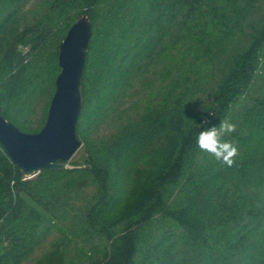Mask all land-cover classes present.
<instances>
[{
  "label": "trees",
  "instance_id": "1",
  "mask_svg": "<svg viewBox=\"0 0 264 264\" xmlns=\"http://www.w3.org/2000/svg\"><path fill=\"white\" fill-rule=\"evenodd\" d=\"M85 14V159L27 179L0 145V264H264V0H0V112L20 131L43 128ZM225 119L232 167L196 143Z\"/></svg>",
  "mask_w": 264,
  "mask_h": 264
},
{
  "label": "water",
  "instance_id": "2",
  "mask_svg": "<svg viewBox=\"0 0 264 264\" xmlns=\"http://www.w3.org/2000/svg\"><path fill=\"white\" fill-rule=\"evenodd\" d=\"M92 36L89 17L81 15L59 45L60 72L43 128L20 131L0 112V145L27 179L46 169H65L82 147L77 125L83 109L82 80Z\"/></svg>",
  "mask_w": 264,
  "mask_h": 264
},
{
  "label": "clouds",
  "instance_id": "3",
  "mask_svg": "<svg viewBox=\"0 0 264 264\" xmlns=\"http://www.w3.org/2000/svg\"><path fill=\"white\" fill-rule=\"evenodd\" d=\"M236 131V124L229 120H221L219 126H212L200 131L196 143L201 152L207 153L217 161L232 167L238 155V147L234 141L224 137Z\"/></svg>",
  "mask_w": 264,
  "mask_h": 264
},
{
  "label": "rangeland",
  "instance_id": "4",
  "mask_svg": "<svg viewBox=\"0 0 264 264\" xmlns=\"http://www.w3.org/2000/svg\"><path fill=\"white\" fill-rule=\"evenodd\" d=\"M34 5L33 7H36L37 4H32ZM31 7V6H30ZM33 11L30 12L29 14H27V20H31L33 18ZM149 95V96H148ZM145 99H148L149 97H151V94L149 93H145L144 95ZM85 159V152L83 147H81V149H79L77 151V153L74 155V157L72 158L71 162L73 161H77V162H83ZM70 162V163H71ZM69 163V164H70ZM68 164V166H69ZM149 177V170L146 168H138V170L134 173L133 175V182H132V186L130 188V191L128 193L127 199L125 200L124 203V208L127 209L128 207H130V205L138 198V196L143 192L146 184H147V180ZM60 233H55L50 239L49 241L46 243V245H44V247L40 250H38V252L35 254V258L38 259H42L44 260L47 259L46 257H48L51 253H53L52 251L55 250L54 244H56L57 242H59L60 240ZM79 246H76L75 244H71L70 246H67L66 249V257H71L72 255H74V253H76V250ZM50 257V256H49ZM48 257V258H49Z\"/></svg>",
  "mask_w": 264,
  "mask_h": 264
}]
</instances>
